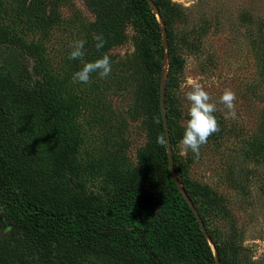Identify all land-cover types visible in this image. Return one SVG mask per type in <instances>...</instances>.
<instances>
[{
	"label": "rangeland",
	"instance_id": "rangeland-1",
	"mask_svg": "<svg viewBox=\"0 0 264 264\" xmlns=\"http://www.w3.org/2000/svg\"><path fill=\"white\" fill-rule=\"evenodd\" d=\"M166 1L176 10L170 29L182 61L174 90L181 132L171 151L172 162L181 177L189 181V187L200 192L195 196V206L222 248L219 264H264V67L259 68L264 52V32H260L264 0ZM110 2L122 9L124 17L103 19L101 25L84 0H0V87L9 96L7 82L13 64H20L26 83L41 82L32 57L35 51L40 52L46 68L45 85L55 97L53 106L58 113L52 116L41 112L36 120V114L18 118H24L21 129L27 159L37 175L57 188L62 202L79 208L90 201L101 211L100 224L114 222L126 227V247L131 257L124 263L153 264L136 233L140 231L158 263L208 264L203 245L187 242L195 233L194 222L181 200L167 187L157 191L154 175L149 204L134 198L137 192L118 195L119 187L134 173L154 174V165L145 168L139 161L144 153L150 157L153 152L152 115L137 109L140 71L136 54L141 35L136 20L125 18L129 0ZM31 8L38 9L35 20L19 22ZM151 11L155 14L153 8ZM34 23H39L43 31ZM106 25V31L117 32L119 42L108 39L98 50L94 36L99 26ZM76 40L86 41L83 60L69 59L70 45ZM15 41L22 42L25 49L18 48ZM105 54L112 64L107 78L93 73L89 84L73 82V74L84 63ZM193 82L210 94L220 126V131L200 148L199 157L191 150L183 153L180 145L189 119L186 93ZM226 89L236 94V119L224 118L227 109L219 101ZM60 146L71 150V167L63 176L52 162ZM160 212H165L170 221L165 227L153 219ZM12 220L10 207L1 204L0 240L24 251ZM172 227L181 232L183 241L171 233ZM205 241L215 264L213 244L210 239ZM62 254L63 264H124L65 248Z\"/></svg>",
	"mask_w": 264,
	"mask_h": 264
},
{
	"label": "trees",
	"instance_id": "trees-1",
	"mask_svg": "<svg viewBox=\"0 0 264 264\" xmlns=\"http://www.w3.org/2000/svg\"><path fill=\"white\" fill-rule=\"evenodd\" d=\"M151 1L166 33L165 65L163 63L164 48L160 42V26L148 2L146 0H129V6L125 9L128 16L125 14V18L136 20L135 23L141 35L140 48L136 54V62L140 71L137 89L141 90H139L137 99V109L140 111L145 109L148 114L152 115L150 136L153 140V152L149 155L150 157L144 153L139 161L145 168L154 165V174L134 173V177L128 183H123L119 187L118 195L126 196V193L137 192L138 194L134 198L144 199L141 202L146 203V205L149 204L148 198L153 191V184L151 183L152 175H154L157 191H163L166 187L170 189L181 200L184 211L194 222L195 233L190 237L188 236L187 242H193V244L199 246L203 245L208 264H213L211 253L206 245V238L200 231L191 211L181 199L180 192L173 182L166 158V146L161 147L156 143L157 136L164 134L158 102L162 77L172 152L174 151L175 140L181 132L177 121L179 113L176 107L177 101L174 90L181 75L182 61L174 49L173 34L170 29L172 21L177 16L176 10L166 0ZM84 2L88 10L96 14L101 25L104 24L105 20L103 19L120 20L124 17L122 9H119L110 0H84ZM35 10L38 9L31 8L22 15L25 17L24 20L20 17L17 20L20 19L19 22L21 23L32 22L31 20H35L34 18L37 17ZM43 19L45 20V16ZM39 23L34 24H37V27L39 26V29L43 31ZM110 23L114 24L116 28V23L111 21ZM106 27L107 25L104 27L99 26L98 35L102 34L106 43L109 41L108 39H112V43H118L117 32L114 30L113 33L106 31ZM260 27V32H264V26L260 25ZM110 33H112L111 37H109ZM15 43L18 48L22 46V49H25L22 42L15 41ZM32 57L36 59L34 70L43 78L41 82L26 83L23 81L26 74L24 76L20 74V64H13L9 66L11 68L9 70V82H7L11 91L7 93L9 96L0 87V205L10 207L13 218L12 224L17 229L19 242L24 249L22 251L19 247L10 246L0 240V264H63L62 248L79 254H93L103 259L108 260L111 258L124 263L127 258L131 257V252H128L126 247V227L123 224L114 222L100 224L98 220L101 217V211L90 201L84 202L79 208H73L62 202L57 188L49 185L44 178L37 175L31 162L27 159L29 156L27 143L24 140L23 129H21L24 118H18H32V114H36L34 115V120H36L41 112L49 113L52 116H56L58 113V110L53 106L55 97H53V93L48 86L45 85L46 68L42 55L39 51H35ZM259 64V68L262 70L264 67V52ZM156 120H159V123H156ZM70 151L67 147L60 146L55 152L52 162L59 175H62L71 167ZM173 165L174 172L178 173L176 176L181 183L182 190L196 208L194 200L200 192L190 188L189 181L181 177L174 162ZM201 195L203 194L201 193ZM147 207L152 209V205ZM197 212L205 226L199 209H197ZM164 213L160 212L153 219L159 225L165 227L170 221L167 214ZM151 214H155V212ZM205 229L207 238L212 242L220 260L223 255L222 248L216 244L212 232L206 226ZM170 231L183 241L181 232L175 227L170 228ZM136 233L141 237L150 261L153 264H161L158 263L156 254L152 252L147 242L142 238L140 231H136ZM163 241L166 242V240ZM38 258H40V261Z\"/></svg>",
	"mask_w": 264,
	"mask_h": 264
},
{
	"label": "clouds",
	"instance_id": "clouds-1",
	"mask_svg": "<svg viewBox=\"0 0 264 264\" xmlns=\"http://www.w3.org/2000/svg\"><path fill=\"white\" fill-rule=\"evenodd\" d=\"M94 40L97 42L96 48L98 50L103 48L106 43L102 34L95 35ZM85 43V40L74 41L70 45L72 50L69 59L83 60ZM111 72V60L109 55L105 54L94 62L84 63L82 69L73 74L72 80L74 83L89 84L91 83V74L98 73L99 77L103 79L107 78ZM186 99L190 102L189 119L186 122L184 135L180 141L181 150L185 154L191 150L196 157H199L200 148L207 144L210 136L220 131L219 123L214 115L217 108L216 104L211 102L210 94L199 83H192L191 90L186 93ZM236 100V94L231 89H226L221 95L219 102L227 109L225 119L237 118ZM155 122L159 123V120ZM156 143L164 147L166 144L165 135H158Z\"/></svg>",
	"mask_w": 264,
	"mask_h": 264
},
{
	"label": "water",
	"instance_id": "water-1",
	"mask_svg": "<svg viewBox=\"0 0 264 264\" xmlns=\"http://www.w3.org/2000/svg\"><path fill=\"white\" fill-rule=\"evenodd\" d=\"M148 2L149 5H151V7L153 8L154 12H155V16L156 19L158 21V23L160 24V27L162 28L161 30V38H162V45L164 48V59H163V63L166 62V52H167V38H166V33L163 30V26L161 24L160 18L158 16V13L155 10V7L152 4L151 0H146ZM165 65V63H164ZM158 102H159V111H160V117H161V123H162V128H163V133L166 137V158H167V163H168V168L169 171L172 175V179L174 184L176 185V187L178 188L179 192L184 196V201L185 204L187 205V207L189 208V210L191 211L193 217L195 218L200 231L204 234L205 238H207V233H206V229L203 225V222L197 212V209L194 207L192 201L188 198V196L186 195V193L182 190V188L178 187V182L174 176V172H173V162H172V154H171V146H170V138H169V131H168V125H167V117H166V108H165V103H164V84H163V77L161 80V84H160V88H159V95H158ZM209 240V238H207ZM212 250H213V257L215 259V264H219L218 262V257L217 254L212 246Z\"/></svg>",
	"mask_w": 264,
	"mask_h": 264
}]
</instances>
